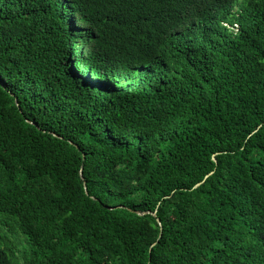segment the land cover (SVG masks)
<instances>
[{
	"label": "trees",
	"instance_id": "obj_1",
	"mask_svg": "<svg viewBox=\"0 0 264 264\" xmlns=\"http://www.w3.org/2000/svg\"><path fill=\"white\" fill-rule=\"evenodd\" d=\"M0 264H264V0H0Z\"/></svg>",
	"mask_w": 264,
	"mask_h": 264
},
{
	"label": "water",
	"instance_id": "obj_2",
	"mask_svg": "<svg viewBox=\"0 0 264 264\" xmlns=\"http://www.w3.org/2000/svg\"><path fill=\"white\" fill-rule=\"evenodd\" d=\"M81 175H82V173H81ZM207 177H208V176H207ZM84 185H85V188H86V183H84ZM138 214H141V213L138 212ZM145 214H151L154 218L157 219V222H158L159 225L161 226V222H160V220L158 219V217H157V213H156V212H154V213H151V212H144V213H142V215H145Z\"/></svg>",
	"mask_w": 264,
	"mask_h": 264
},
{
	"label": "built area",
	"instance_id": "obj_3",
	"mask_svg": "<svg viewBox=\"0 0 264 264\" xmlns=\"http://www.w3.org/2000/svg\"><path fill=\"white\" fill-rule=\"evenodd\" d=\"M235 30H237V26L235 27Z\"/></svg>",
	"mask_w": 264,
	"mask_h": 264
}]
</instances>
